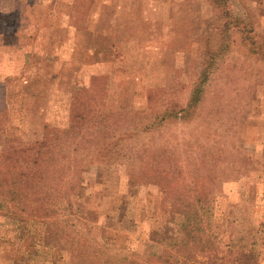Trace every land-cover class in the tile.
Segmentation results:
<instances>
[{"label":"rangeland","instance_id":"374dc122","mask_svg":"<svg viewBox=\"0 0 264 264\" xmlns=\"http://www.w3.org/2000/svg\"><path fill=\"white\" fill-rule=\"evenodd\" d=\"M0 17V264L207 262L196 240L149 239L185 201H160L150 156L112 145L138 125L130 108L183 106L199 82L192 119L139 142L205 165L217 192L188 210L194 235L264 264V0H0ZM93 109L115 113L101 133Z\"/></svg>","mask_w":264,"mask_h":264},{"label":"trees","instance_id":"16d2710c","mask_svg":"<svg viewBox=\"0 0 264 264\" xmlns=\"http://www.w3.org/2000/svg\"><path fill=\"white\" fill-rule=\"evenodd\" d=\"M202 77L203 82H205L207 80V70ZM204 94V85H200L199 82L192 87L190 96L183 106L169 100L164 101L163 98L155 102H152L151 99L148 98V103H146L144 108H130L132 114L136 117L138 125L124 132L123 137L114 138L112 145L117 146L119 139L122 141V139L127 138V140L131 142H128L126 147H129L130 150L137 153L136 157H140L144 154L148 157L150 156V158L145 160L142 164V167H151V174L148 175V173L142 172L141 174L144 181L151 180L155 182L158 187L157 197L160 201L165 199L167 201V198L171 199L175 196V200H179L181 203L185 201V204L180 207L173 204V202L171 204L166 203V209H170L172 210L171 212L181 215L182 221L177 223L170 219L166 221L167 224L163 222L160 227L155 228L152 226L153 231L150 232L149 239L154 236L157 243H164L169 249L180 246L183 250H186L188 245L192 243L193 240H196L197 243H194V245L192 243V245L195 249L198 248L197 252L199 254H204V251L209 249L208 252L205 253L208 256L207 262L204 261L205 264H253V262L256 264L253 257H250L251 261H249V255L244 253H241L236 259L235 257L233 260L227 259L220 251L216 250V247L209 244L208 238L205 239L198 234L194 235V233H196L194 232L195 230L200 232L202 229L200 227V222L197 221L193 223L194 220H191L189 213L192 211L194 202L198 209L206 211L205 207H208L212 201V195L217 192L216 176L205 174L203 172L205 165L200 164V167L197 168L189 167V160L187 159L185 151L181 155H175L172 148L167 145L151 148L147 147L145 143L142 144L139 142L140 136L148 135L158 130L160 131L169 124H184L189 122L194 114L202 107V96ZM170 102H172L171 105ZM103 112L105 111L101 110L95 112V109L91 112L93 114L96 113L99 117L100 122L94 124L98 128V133H101L102 129L105 130L103 128L105 127L104 123L108 121V118L115 115V113L109 110H107L104 115ZM117 114L119 113H116V115ZM81 115V120H83L86 114L82 112ZM142 116L145 117V120L141 119ZM101 122H103V125H101ZM13 154L17 155L19 153L14 151ZM150 163H152V166ZM135 182L138 181L132 180L130 185H134ZM189 199H191L193 203H189ZM188 210L190 212H188ZM192 224L194 226H192ZM166 226H171L168 231L166 230ZM171 229H173V231ZM192 229H194V231H192ZM128 254V259L126 257L122 262L137 264L136 259L130 258L134 253L128 252ZM168 256L169 254L165 256L166 261H161V257H159L156 252L150 254V257L153 258L151 260L158 261L159 263L162 262L163 264H204V255L198 257L200 260L193 259L190 255H178V259L174 261L175 263H169Z\"/></svg>","mask_w":264,"mask_h":264}]
</instances>
